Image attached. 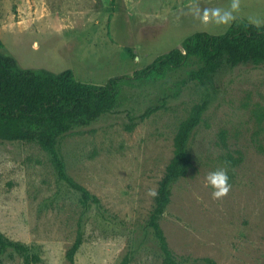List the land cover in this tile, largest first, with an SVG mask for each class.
<instances>
[{
	"label": "rangeland",
	"instance_id": "rangeland-1",
	"mask_svg": "<svg viewBox=\"0 0 264 264\" xmlns=\"http://www.w3.org/2000/svg\"><path fill=\"white\" fill-rule=\"evenodd\" d=\"M232 2L0 0V41L22 69H70L82 83L103 85L132 76L194 33L220 35L236 20L264 25V0H238L228 26L205 25L192 10H229ZM198 66L190 60L160 77L122 82L111 112L60 138L67 174L100 200L101 211H83L39 145L0 141V231L36 248L39 264H71L65 253L82 217L72 264L125 257L128 264H163L146 229L150 192L173 156L179 125L207 101L190 142L192 166L173 184L160 226L182 264H264V65L223 67L206 84L187 80ZM219 168L231 188L215 198L206 177ZM3 264L23 263L14 256Z\"/></svg>",
	"mask_w": 264,
	"mask_h": 264
},
{
	"label": "trees",
	"instance_id": "trees-1",
	"mask_svg": "<svg viewBox=\"0 0 264 264\" xmlns=\"http://www.w3.org/2000/svg\"><path fill=\"white\" fill-rule=\"evenodd\" d=\"M190 60H195L199 66L190 71L187 80L201 84H206L223 67L264 65V25L236 20L220 35L194 33L182 41L180 48L158 56L132 76L112 77L103 85L82 83L70 69L58 73L22 69L3 51L0 41V141L39 145L47 153L57 181L77 193L83 211H101L100 200L67 174L58 149L60 138L111 112L117 104L122 82L160 77L166 69L180 68ZM206 108L207 101L194 106L179 125L173 139V156L158 183L146 223L163 264H182L170 250L159 221L170 202L173 184L185 177L192 166L190 142ZM153 111L155 108L148 110L145 116ZM230 161L235 162L231 158ZM82 242L83 221L79 217L75 240L65 253L69 263H73ZM14 256L20 257L23 264L41 262L36 248L13 241L0 231V264ZM128 262L129 258L125 257L119 264ZM192 263L216 264L209 258L195 259Z\"/></svg>",
	"mask_w": 264,
	"mask_h": 264
},
{
	"label": "clouds",
	"instance_id": "clouds-1",
	"mask_svg": "<svg viewBox=\"0 0 264 264\" xmlns=\"http://www.w3.org/2000/svg\"><path fill=\"white\" fill-rule=\"evenodd\" d=\"M239 9L238 0H233L229 10H222L221 8H204L200 9L198 6L193 7V11L198 16L201 22L205 25L208 23H214L216 25L228 26L237 19L235 13ZM206 180L212 188V195L215 198H221L230 191L231 184L229 183V176L226 168H219L210 172ZM150 195L155 196L154 191L150 192Z\"/></svg>",
	"mask_w": 264,
	"mask_h": 264
}]
</instances>
